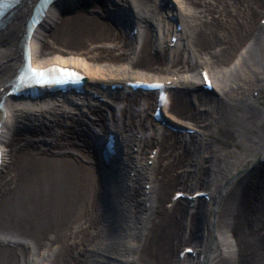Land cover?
I'll return each mask as SVG.
<instances>
[{"label": "bare ground", "instance_id": "6f19581e", "mask_svg": "<svg viewBox=\"0 0 264 264\" xmlns=\"http://www.w3.org/2000/svg\"><path fill=\"white\" fill-rule=\"evenodd\" d=\"M35 1L20 0L2 19L0 86L21 63ZM136 7L53 3L30 35L33 65L71 66L87 80L83 93L8 105L0 264H264V0H153L149 15ZM135 26L140 45L129 36ZM201 70L213 76L216 95L203 89ZM136 79L173 81L165 118L200 133L157 121L156 92L111 88ZM109 132L119 142L107 169L100 135ZM192 190L208 191L210 201L168 205L174 191ZM181 246L199 252L181 260Z\"/></svg>", "mask_w": 264, "mask_h": 264}, {"label": "rangeland", "instance_id": "374dc122", "mask_svg": "<svg viewBox=\"0 0 264 264\" xmlns=\"http://www.w3.org/2000/svg\"><path fill=\"white\" fill-rule=\"evenodd\" d=\"M131 3H132V5L133 6H137L136 8H141L142 7V9L141 10H143V12L145 13V14H147V15H149L150 13H151V5H153V0H150L149 2H146V3H144V4H141L138 0H131ZM89 4V3H88ZM82 6H84V7H87V3H84V4H82ZM93 7V6H95L93 3H91L88 7ZM136 8H134V9H136ZM71 12H72V10H71V8H69V9H64L63 11H62V14L63 15H67V14H71ZM89 13H91L92 15H96V16H99V15H101V13H99V9L98 8H92V10H89ZM112 21V23H114L113 22V20H111ZM113 25V24H112ZM160 25V24H159ZM159 28H160V26H159ZM126 30V29H125ZM187 34H189V32L187 33ZM140 38V37H139ZM142 39H143V37H141L140 39H138V43H139V45L141 44V42H142ZM126 67H128L129 68V66L128 65H126ZM57 97V96H56ZM262 100L264 101V94H263V97H262ZM13 102V101H12ZM23 104H27V105H29V106H32V107H34V105L33 104H31V102H24V101H21ZM106 102V105H111V103H110V101H105ZM9 105V104H8ZM87 118L89 119V120H91V119H93L94 117L92 116V115H90V114H88L87 115ZM100 135V134H99ZM139 135H141V133L140 134H138L137 133V136H139ZM100 138H102L101 137V135H100ZM146 152H149V149H147V151ZM2 173H3V171H2ZM178 188H182L181 186H179ZM198 188H200V186L199 185H195L194 187H193V189L194 190H196V189H198ZM172 191V189L171 190H169V192H168V194H167V197H165L164 198V201L163 202H166L167 200H168V196H169V194H170V192ZM43 264H44V262H42Z\"/></svg>", "mask_w": 264, "mask_h": 264}, {"label": "snow or ice", "instance_id": "6c2138e0", "mask_svg": "<svg viewBox=\"0 0 264 264\" xmlns=\"http://www.w3.org/2000/svg\"><path fill=\"white\" fill-rule=\"evenodd\" d=\"M68 75H72V74H71V73H68ZM57 82H61V83H62V82H64V81H57Z\"/></svg>", "mask_w": 264, "mask_h": 264}]
</instances>
